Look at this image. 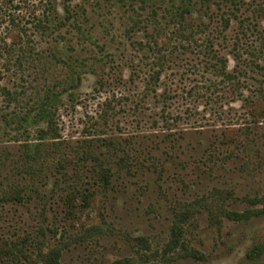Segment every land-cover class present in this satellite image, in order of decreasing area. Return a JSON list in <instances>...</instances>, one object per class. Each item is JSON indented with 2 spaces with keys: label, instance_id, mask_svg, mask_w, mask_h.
<instances>
[{
  "label": "rangeland",
  "instance_id": "374dc122",
  "mask_svg": "<svg viewBox=\"0 0 264 264\" xmlns=\"http://www.w3.org/2000/svg\"><path fill=\"white\" fill-rule=\"evenodd\" d=\"M217 1L178 24L171 0H0V264L54 247L59 264H264V102L248 109L264 100V0ZM61 43L88 59L82 80L28 125L67 69Z\"/></svg>",
  "mask_w": 264,
  "mask_h": 264
},
{
  "label": "trees",
  "instance_id": "16d2710c",
  "mask_svg": "<svg viewBox=\"0 0 264 264\" xmlns=\"http://www.w3.org/2000/svg\"><path fill=\"white\" fill-rule=\"evenodd\" d=\"M115 2L121 3V4H131L134 0H114ZM143 6L144 5H150L152 3V0H138ZM210 0H171L170 4L163 7V10L165 11V15L167 14L170 18L176 19L179 18L176 23L181 24L183 19H185V16L192 17L196 10L201 11V7L208 6L206 3H208ZM221 3L222 5H225L232 9L234 12L238 11L239 5L242 3V0H218L217 3ZM258 7V6H257ZM206 8V7H204ZM251 12L260 11L261 14L264 16V7H258V8H251ZM164 15V17H166ZM57 16H46L45 21L46 23H43V29L46 31L54 30L55 26H57ZM205 16H201L197 19H204ZM222 18V17H221ZM223 23H227L230 19H227L223 17L222 19ZM241 22V21H240ZM76 29L80 32L79 25L76 27ZM90 37L92 35L88 33L87 40H90ZM154 38V36L152 37ZM154 40V39H153ZM90 42V41H89ZM154 42V41H153ZM67 46L64 43H61L59 46L55 45L53 48V51L59 52L61 54V57H57L55 54L51 53L52 58L55 60L56 63H62L64 66L67 67L66 71L64 72L63 76L61 77L60 81L56 82L55 84L48 85L44 87V91L42 94V97L40 98L39 102L37 103V107L33 108L32 111H28L23 115L21 118L23 121L26 122L28 125H34L38 122H44L45 124H51L52 122V111L51 109L56 106L57 103L63 102V94H69L74 95L75 90L80 84L83 74L85 72V66H86V57H72V55L68 54L66 52ZM9 92V91H7ZM262 102L264 100L262 98H256L249 102L248 109L250 110V114L256 115L260 112V108L262 107ZM31 112L30 114H28ZM33 112V113H32ZM223 142H231L234 140V132L233 130H226L223 135ZM100 178H102V189H105L109 186V178H110V172L108 169L101 170ZM96 188L94 190H90L88 188H85L81 192H79V196L82 199V203L90 208V202L93 201V197L95 196V193L97 191ZM78 193V191H77ZM75 195L70 193L65 197L66 205L69 206V213H71L72 209L76 206L75 205ZM264 201V197H263ZM252 213L264 215V205L261 209L252 210ZM229 214V213H228ZM231 217L235 219H240L241 214L238 213H231L229 214ZM180 230L178 227L175 228L174 234L172 239L168 243V248H176L177 246H181L184 248V244L179 241V233ZM140 238V237H139ZM145 241V239L142 237L140 239H136L138 242V245L140 244L139 241ZM15 249V245L13 246ZM0 249L4 250L5 253L11 252V249H9V245L6 240L0 239ZM17 250V249H16ZM194 256H199V253L195 250H192ZM10 254V253H8ZM14 255V253L12 254ZM59 256L60 252L57 248H51L44 254H42L41 262L42 264H59Z\"/></svg>",
  "mask_w": 264,
  "mask_h": 264
}]
</instances>
